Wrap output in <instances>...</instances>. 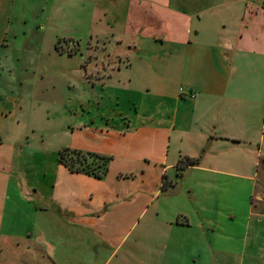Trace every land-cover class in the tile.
I'll list each match as a JSON object with an SVG mask.
<instances>
[{
	"label": "crops",
	"instance_id": "crops-1",
	"mask_svg": "<svg viewBox=\"0 0 264 264\" xmlns=\"http://www.w3.org/2000/svg\"><path fill=\"white\" fill-rule=\"evenodd\" d=\"M17 1L0 0V46L18 35L14 30L9 38ZM251 2L43 0L38 5V13L49 3L50 9L70 12V19L80 5L88 8L90 40L103 41L107 62L101 71L97 65L79 71L62 60L76 53L55 49L56 41L75 43V37L56 38L54 64H31L21 78L29 77L30 93L4 96L0 90V121L17 119L41 92L46 121L64 119L45 131L48 137L58 128L103 142L63 145L57 152L70 147L111 160L100 179L70 171L57 160L52 171H43L48 180H23L20 157L34 128L28 124L3 140L6 127L0 126L5 150L0 155V264H94L93 246L114 256L134 230L137 235L123 249L121 263L159 264L162 253L161 264H179L174 260L181 254L216 252L223 238L237 237L231 223L236 213L225 214L223 228L221 215H205L201 189L206 176L255 177L256 154L264 143V40L253 32L264 30V8ZM86 55L89 61L97 57L89 55V47ZM47 135H39L41 141ZM182 156L199 162L178 183L172 176ZM156 170L158 177L152 178ZM191 174L193 183L187 182ZM188 199L191 206L183 208ZM11 202L24 220L4 219ZM143 213L152 233L151 258H144L141 238L136 239L144 228L137 224ZM248 215L256 213L250 208ZM253 221L254 230L241 244L259 250L264 224L258 216Z\"/></svg>",
	"mask_w": 264,
	"mask_h": 264
},
{
	"label": "rangeland",
	"instance_id": "rangeland-1",
	"mask_svg": "<svg viewBox=\"0 0 264 264\" xmlns=\"http://www.w3.org/2000/svg\"><path fill=\"white\" fill-rule=\"evenodd\" d=\"M42 2L43 0L17 1L9 38L12 37L11 32L14 30L17 31L18 35L13 39V42H9L8 46L5 44L0 46V90L4 96L11 93L16 94L19 91L22 93H30V87L33 84L28 80L29 77H26L24 80L21 78L28 75L29 70L27 68L31 64L37 63V65L43 66L50 61L54 64L56 58H58L54 55L55 49L58 52H65L67 54L76 53L71 57L65 55L62 60L78 67L79 71L92 68L93 65H97L98 71H101L107 62L106 49L104 50L103 41L90 40L88 8L80 5L79 13L76 14L77 17L73 14V19H70V12L67 14V12L64 13L60 10L50 9L49 3L48 8L44 11L45 13H38L35 10ZM261 4L262 0H252L251 2V5L258 8H261ZM40 23L42 24L41 27L38 26ZM253 33L257 35V38L264 40V30L262 32L254 30ZM254 34H252L253 38L256 37ZM61 36H74L75 43L74 41L69 43L70 40L67 39L62 40L63 42L58 40L55 43L54 49L53 40ZM77 43L79 46L76 45ZM88 47L89 55H96L98 58L92 57L89 61L86 55ZM254 69L257 71L258 67L255 66ZM19 81L22 83H19ZM55 95H61L63 99L67 97L57 92L53 94V96ZM34 96L33 99L36 98V101L33 103L32 100V103L29 104L31 106H24L18 112L17 119H9L7 122L0 121V126L5 124L6 127L3 140L9 138V134L17 135L27 128L26 126L28 124L34 128V133H31V129H29L28 134L32 138V141L30 145H24L23 147V152L20 157L21 164L19 165L21 171L18 170L20 172V179H25L33 183L48 180L45 177L46 174L43 175V171L45 170V173H49V171H52L50 168L56 164L59 165L56 153H58L57 149L60 146H69L72 144L89 145L90 143L91 145H98L103 143L102 139H95L93 143L92 140H88L87 138L72 135L69 130L64 129L66 132L64 130L61 132L58 128L54 130V135L48 137L45 131L58 127V125L63 123L62 121L64 119L56 117L57 119L47 122L45 119L46 103L44 94L35 92ZM68 125L66 124V127ZM41 134L47 135L45 141H41L39 136ZM4 151V148H0V155ZM81 161L83 162L82 164H77L87 165L90 163L91 166H96L98 163V161L93 160L91 157L85 160L81 159ZM172 170L169 171L173 172ZM156 173H158V170L153 171L152 178L158 177ZM253 173L255 177L252 179L242 177L226 178L225 176L219 175L215 177L206 176L207 178L203 179L206 184L201 189V192L205 194L201 198V205L205 206V215H213L215 217H220L221 215L224 221L222 222L224 228L228 224L224 218L225 214L230 213V211L235 212L237 219L231 223H233L237 237L235 236L234 238L233 236L232 241H229L228 238H223L221 247L216 252L202 250L201 252L181 254L179 260H174L175 263L181 261L180 263L182 264H264V243L259 250L258 248L252 250L249 247L244 249L241 244L247 232L249 233L248 237H250V233L254 230L252 229L253 223L255 222L253 220L257 219V216L262 218L264 224V199L259 200L257 198V196L264 198V143L259 153L256 154ZM172 178L178 183L184 179L183 175H178L176 168ZM163 181L165 182V179ZM194 181L195 174H191L187 182L193 183ZM253 182L255 184V191L252 190ZM179 204H182V202L180 201ZM183 204L181 205L182 207L185 206L189 209L191 200L188 199ZM12 207V202L9 206L7 204L4 219L9 218L10 222L14 219L24 220L16 208L13 207L14 210L13 212L11 211ZM250 208L256 215H248ZM145 218L144 213L137 218V224H142L144 228L136 239L141 238V249L144 258H151L152 233L149 228L147 229L145 227ZM249 223L251 224L250 229ZM136 235V230L128 233L126 235L125 245L119 248L114 256H109V251L102 253L95 252L97 247L93 246L92 251L95 254L94 264H123L120 262L123 249L128 248L134 242ZM161 254H158L159 264H161L163 257ZM152 262H155L154 255L150 263Z\"/></svg>",
	"mask_w": 264,
	"mask_h": 264
},
{
	"label": "trees",
	"instance_id": "trees-1",
	"mask_svg": "<svg viewBox=\"0 0 264 264\" xmlns=\"http://www.w3.org/2000/svg\"><path fill=\"white\" fill-rule=\"evenodd\" d=\"M91 157L93 160L98 161L96 166H91L90 163L87 165H80L86 158ZM57 160L59 163L67 167L70 171L74 172H85L92 175L95 178H102L108 171L109 162L111 157L108 155L99 154L91 151H83L76 148L64 147L58 151ZM199 162L198 157L182 156L176 162V169L178 175H183V172L188 168L197 165ZM80 163V164H77ZM163 180L165 175H162ZM162 187H165L162 184Z\"/></svg>",
	"mask_w": 264,
	"mask_h": 264
},
{
	"label": "built area",
	"instance_id": "built-area-1",
	"mask_svg": "<svg viewBox=\"0 0 264 264\" xmlns=\"http://www.w3.org/2000/svg\"><path fill=\"white\" fill-rule=\"evenodd\" d=\"M261 8H264V0H262Z\"/></svg>",
	"mask_w": 264,
	"mask_h": 264
}]
</instances>
